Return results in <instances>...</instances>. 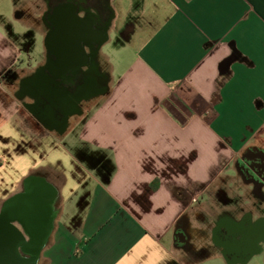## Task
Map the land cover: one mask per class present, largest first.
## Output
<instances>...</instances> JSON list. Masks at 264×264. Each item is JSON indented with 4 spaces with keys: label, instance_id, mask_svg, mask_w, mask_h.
I'll return each instance as SVG.
<instances>
[{
    "label": "crops",
    "instance_id": "0c3cea01",
    "mask_svg": "<svg viewBox=\"0 0 264 264\" xmlns=\"http://www.w3.org/2000/svg\"><path fill=\"white\" fill-rule=\"evenodd\" d=\"M7 1L43 30L44 0L0 9ZM115 2L123 51L110 64L100 48L106 90L68 116L63 146L3 89L6 70L19 81L36 68L0 20V206L40 167L55 185L63 174L43 264H183L175 233L190 198L232 182L225 170L246 148L264 152V0H128L123 12Z\"/></svg>",
    "mask_w": 264,
    "mask_h": 264
},
{
    "label": "flooded vegetation",
    "instance_id": "af4514ba",
    "mask_svg": "<svg viewBox=\"0 0 264 264\" xmlns=\"http://www.w3.org/2000/svg\"><path fill=\"white\" fill-rule=\"evenodd\" d=\"M113 21V0H44L41 27L45 34L46 60L31 74L19 80L15 92L19 99L30 97L29 102L21 103L38 119L43 128L60 134L58 128L66 123L68 116L79 113L85 103L99 94L96 92L106 77L102 71L99 50L110 38ZM56 83L64 92L59 98L50 90ZM43 85L46 86L45 89H42ZM232 164L241 183V198L225 195L226 200L222 202L225 208L216 214L211 235L217 245L223 246L222 253L229 264H236L241 256L242 263H245L264 250V152L253 146L248 147ZM35 174L33 177L45 180L56 189V196L50 205L54 216L48 227V238L40 249V257L54 227L60 188L53 183L48 171L39 169ZM25 192L23 184L19 192L2 203L0 214L9 200ZM222 192L225 194L226 191ZM187 218L188 214H182L177 221L176 244L196 258L206 251V247L193 249ZM229 220L236 223L239 233L250 234V242L246 245L248 250L245 252L227 245ZM12 224L27 241L32 239L23 223L16 219ZM20 254L29 256L21 251Z\"/></svg>",
    "mask_w": 264,
    "mask_h": 264
},
{
    "label": "rangeland",
    "instance_id": "374dc122",
    "mask_svg": "<svg viewBox=\"0 0 264 264\" xmlns=\"http://www.w3.org/2000/svg\"><path fill=\"white\" fill-rule=\"evenodd\" d=\"M21 1L22 0H17V3L20 4ZM115 5L118 8L119 12H123V10L129 6L128 0H116ZM12 6L13 3L11 4L9 1L1 5L0 10L2 11V16L0 20L1 22H3V24H5V27H3L2 29L7 34H10L14 39L15 45H17L18 47L17 51L18 53H20L21 58H23L24 64L26 66L28 64H32V66L37 68L38 64L44 63L46 60L47 49L45 45V34L43 33L42 29L37 27L36 21H34V19L30 15H23L20 18L15 17V12ZM39 8L41 7L39 6ZM36 20L37 22H40L39 18H37ZM120 42L121 40H118L117 34L113 32L110 35V41L101 47L100 53L106 57L107 61L110 64H116L118 59H120L119 52L123 51L122 43ZM123 54L126 59L129 58L128 50L124 51ZM100 60L102 63V56H100ZM118 71L119 70H117L116 68L114 72L115 76L118 75ZM103 72H106L105 69ZM21 73H24V71H21ZM15 77L18 79L17 76ZM38 77L40 78V75H38ZM16 78L9 82H6L5 85H3V89L6 90L10 95L11 103L13 105H22L21 101H17L15 99V92L18 88V80ZM36 79L38 80V78ZM60 96L57 97L56 93L57 98H59ZM24 112L26 113L25 108ZM24 116L27 115L24 114ZM30 119L31 118L29 117V122ZM23 120L24 122L27 121L25 118ZM23 128L25 132L28 130L27 128H30V126L29 124H24ZM38 132L39 136L49 135L47 134L48 131L41 125H39ZM54 137L56 141L59 142L60 146H63V138L68 139L66 135L63 136L62 134H55ZM40 170L46 171L47 169L44 167H40ZM225 171L227 174L233 175V177L231 178L232 182H229L227 184L225 183V188H222L223 190L221 188H217L219 187L218 185L212 186L211 190H208V187H205L207 185L201 186L195 193L197 200L193 201L191 205H188L183 213L188 214V228L191 235V244L193 249L198 250L206 247V251L201 255L198 254L199 256L196 258L191 257L184 251V249L180 248L182 251H180L181 255L179 257V260L183 262V264L190 262V260H200L202 258L210 256L211 254H214L218 250L223 249V246L217 245L212 239L211 229L213 220L215 219L216 214L225 208V206L223 205L224 203H222L226 200L225 195H228L229 197H235L236 199L241 198V196L239 195L241 183L237 175L234 173L233 164H231V166L228 167V169ZM56 173L57 172H55L54 175L60 177V181H56L57 179L54 180L58 185L61 184L60 182L62 181L63 174L61 172H58L57 174ZM218 182L214 183L216 184ZM220 183L221 181L218 184ZM224 190L226 191L225 194L222 192ZM77 200L81 201V198H78ZM60 201L61 199H59V203ZM233 210L235 211V209ZM69 214L70 212L68 210V205L66 204L64 205V211L61 215L60 220L65 221ZM235 214L239 215V212L236 210ZM236 229V223L232 220H229L227 226L228 231L226 243L227 245L229 244V247L232 246L236 250L241 249L243 252H245L246 250H248V247L246 245L250 242V239H248L250 234L248 232L239 233V231H237ZM262 246L264 248V242L262 243ZM240 258L241 259L238 260L239 263L236 264H264V250L262 254L255 255L245 263H242V256ZM37 264H43V261L40 257L37 261ZM197 264H229V262L226 260V258H220L206 259Z\"/></svg>",
    "mask_w": 264,
    "mask_h": 264
},
{
    "label": "water",
    "instance_id": "95a60500",
    "mask_svg": "<svg viewBox=\"0 0 264 264\" xmlns=\"http://www.w3.org/2000/svg\"><path fill=\"white\" fill-rule=\"evenodd\" d=\"M107 76L102 80L101 88L96 93H103L106 88ZM46 86L43 85L42 89ZM57 97L62 95L57 83L50 88ZM67 124L58 128L63 132ZM26 192L7 202L0 214V264H37L40 249L48 238V227L52 220V199L56 189L41 178L29 177L24 181ZM19 220L32 235L27 241L20 231L12 224ZM20 251L29 256L20 254Z\"/></svg>",
    "mask_w": 264,
    "mask_h": 264
},
{
    "label": "trees",
    "instance_id": "16d2710c",
    "mask_svg": "<svg viewBox=\"0 0 264 264\" xmlns=\"http://www.w3.org/2000/svg\"><path fill=\"white\" fill-rule=\"evenodd\" d=\"M15 76L16 74L13 69H8L2 74V77L8 78L9 80H13L14 78H16Z\"/></svg>",
    "mask_w": 264,
    "mask_h": 264
},
{
    "label": "built area",
    "instance_id": "2783aa9c",
    "mask_svg": "<svg viewBox=\"0 0 264 264\" xmlns=\"http://www.w3.org/2000/svg\"><path fill=\"white\" fill-rule=\"evenodd\" d=\"M197 200V197H196V194L193 195L191 198H190V204L193 202V201H196Z\"/></svg>",
    "mask_w": 264,
    "mask_h": 264
}]
</instances>
